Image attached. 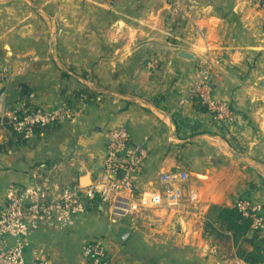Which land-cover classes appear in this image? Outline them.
<instances>
[{
	"label": "crops",
	"instance_id": "crops-1",
	"mask_svg": "<svg viewBox=\"0 0 264 264\" xmlns=\"http://www.w3.org/2000/svg\"><path fill=\"white\" fill-rule=\"evenodd\" d=\"M205 60L212 101L229 108L232 123L193 101ZM3 69L4 190L39 185L54 197L88 187L120 126L149 151L139 191L158 189L162 173L189 175L177 210L113 220L95 203L71 228L34 231L28 262L84 264V245L100 241L110 264H264V231L236 241L221 219L241 197L264 208V10L251 0H0ZM63 104L76 111L73 121L31 140L7 125L16 111ZM189 189L199 193L195 206ZM214 233L230 238V251Z\"/></svg>",
	"mask_w": 264,
	"mask_h": 264
},
{
	"label": "built area",
	"instance_id": "built-area-1",
	"mask_svg": "<svg viewBox=\"0 0 264 264\" xmlns=\"http://www.w3.org/2000/svg\"><path fill=\"white\" fill-rule=\"evenodd\" d=\"M264 10V0H251ZM211 65L205 60L199 68L198 80L191 89L192 97H199L217 122H233V114L223 104L211 98ZM0 71V80L8 76ZM76 111L67 104L54 109H28L14 112L8 121L11 131L24 140H31L40 129L63 125L74 119ZM0 126L5 123L0 122ZM150 158L145 143L135 144L125 126L112 129L108 134L104 172L88 187L65 188L53 197L39 185L13 186L6 190L0 184V264H47L37 257L28 262L25 250L30 236L44 227L53 230L71 228L95 203L106 205L113 220H122L153 209L177 210L184 203V183L189 175L185 171H172L159 175L160 187L139 191L137 175ZM199 193L189 189L187 202L199 203ZM234 208L251 222L254 232L264 231V208L246 197L238 198ZM84 264H110L104 244L86 243L83 247Z\"/></svg>",
	"mask_w": 264,
	"mask_h": 264
},
{
	"label": "trees",
	"instance_id": "trees-1",
	"mask_svg": "<svg viewBox=\"0 0 264 264\" xmlns=\"http://www.w3.org/2000/svg\"><path fill=\"white\" fill-rule=\"evenodd\" d=\"M193 101L195 105L198 106L201 110L203 111L208 110L207 107L201 103L199 97H193ZM221 219L223 220V223L227 225V229L233 233V237L235 238L236 241L240 237H243L245 238L246 241L253 242L252 239L248 238L249 233L252 231L250 220L242 217L235 208L223 210L221 213ZM255 233L257 234V232ZM214 234H215V238L224 246L229 247L228 251H230L231 250L230 246L232 242L230 238L220 233H214Z\"/></svg>",
	"mask_w": 264,
	"mask_h": 264
},
{
	"label": "water",
	"instance_id": "water-1",
	"mask_svg": "<svg viewBox=\"0 0 264 264\" xmlns=\"http://www.w3.org/2000/svg\"><path fill=\"white\" fill-rule=\"evenodd\" d=\"M181 57L184 58V59H188V60L193 59V57L190 54L185 53V52L181 53Z\"/></svg>",
	"mask_w": 264,
	"mask_h": 264
},
{
	"label": "rangeland",
	"instance_id": "rangeland-1",
	"mask_svg": "<svg viewBox=\"0 0 264 264\" xmlns=\"http://www.w3.org/2000/svg\"><path fill=\"white\" fill-rule=\"evenodd\" d=\"M254 6H256L255 4H253ZM210 65L212 66V61H210ZM198 76H199V74H198ZM198 80V79H197ZM196 83V82H195ZM194 83V84H195ZM194 86V85H193ZM73 121V120H72ZM67 123H69V122H67ZM109 134V133H108ZM108 139V138H107Z\"/></svg>",
	"mask_w": 264,
	"mask_h": 264
}]
</instances>
